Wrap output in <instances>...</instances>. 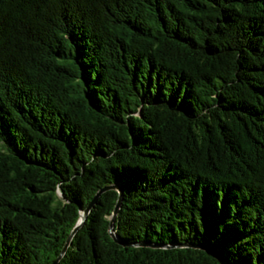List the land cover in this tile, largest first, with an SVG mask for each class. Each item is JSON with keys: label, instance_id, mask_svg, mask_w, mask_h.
<instances>
[{"label": "trees", "instance_id": "16d2710c", "mask_svg": "<svg viewBox=\"0 0 264 264\" xmlns=\"http://www.w3.org/2000/svg\"><path fill=\"white\" fill-rule=\"evenodd\" d=\"M107 186L58 264H264V0H0V264Z\"/></svg>", "mask_w": 264, "mask_h": 264}, {"label": "water", "instance_id": "95a60500", "mask_svg": "<svg viewBox=\"0 0 264 264\" xmlns=\"http://www.w3.org/2000/svg\"><path fill=\"white\" fill-rule=\"evenodd\" d=\"M111 188H117L116 187H112V186H107V187H104L102 188L96 195L95 197L93 198V200L91 201V203L88 205V207L81 211L80 213V217H79V220L78 222L76 223L75 227L73 228V230L71 231L67 241H66V244L64 245L61 253L59 254V256L53 261L52 264H58L59 261L61 260V258L65 255L68 247L70 246L71 242H72V239L74 237V235L77 233V231L79 230V228L83 225V223L85 222V220L87 219L89 213L91 212L93 206L96 204L97 200L99 199V197L102 195L103 192L111 189ZM121 191V190H120ZM121 203H122V193L120 195V198L118 200V203L116 205V209L114 211V214H113V218L111 220V225H110V231H111V234L112 236L117 239V236H116V233H115V230H114V227H115V217L120 209V206H121Z\"/></svg>", "mask_w": 264, "mask_h": 264}]
</instances>
